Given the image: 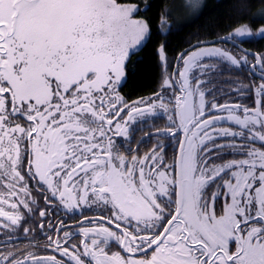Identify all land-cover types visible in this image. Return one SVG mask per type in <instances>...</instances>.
<instances>
[{"label": "snow or ice", "instance_id": "6c2138e0", "mask_svg": "<svg viewBox=\"0 0 264 264\" xmlns=\"http://www.w3.org/2000/svg\"><path fill=\"white\" fill-rule=\"evenodd\" d=\"M140 12L130 0H0V217L8 222L0 228L27 239L38 227L45 251L59 254L0 252V264H264V51L239 47L264 39V26L253 32L241 23L214 40L198 38L174 73L165 39L155 49L160 91L129 102L120 94L129 61L154 37L150 18H134ZM169 16L161 13L158 32ZM222 64L258 73L260 83L228 81L240 85V99L221 104L211 77ZM169 90L174 103L164 99ZM157 109L169 113L156 134L176 139L172 162L159 140L143 155L121 153L115 138L130 143L134 125ZM93 209L102 223L85 226ZM60 210L84 217L79 244L69 243L74 233L64 221L47 219ZM37 211L42 221L25 226Z\"/></svg>", "mask_w": 264, "mask_h": 264}, {"label": "trees", "instance_id": "16d2710c", "mask_svg": "<svg viewBox=\"0 0 264 264\" xmlns=\"http://www.w3.org/2000/svg\"><path fill=\"white\" fill-rule=\"evenodd\" d=\"M141 8L138 18H150L154 33L153 43L131 57V70L121 89L122 96L129 101L150 96L160 91L162 82L161 67L155 54L156 47L167 40V51L171 73L175 58L187 47L199 41L215 39L216 35H228L230 30L241 23L248 24L252 30L264 26V5L260 0H205L201 10L190 19H182L170 11L177 0H130ZM247 3V7H245ZM148 4L147 11L144 5ZM170 13L165 31L158 32L162 12ZM247 47L264 51V39L251 38Z\"/></svg>", "mask_w": 264, "mask_h": 264}, {"label": "flooded vegetation", "instance_id": "af4514ba", "mask_svg": "<svg viewBox=\"0 0 264 264\" xmlns=\"http://www.w3.org/2000/svg\"><path fill=\"white\" fill-rule=\"evenodd\" d=\"M253 31L255 32L256 30H253ZM253 38L257 39L259 37H253ZM248 40L249 39H246L244 43L239 45V47L246 49L253 53L261 52V51H257L254 48L252 49V48L247 47L246 45H247ZM220 45L224 46V48L232 47L231 43L220 44ZM177 57L175 58V62L173 64L171 73L175 72V63H176ZM248 59L251 63H254V61H252L251 56H249ZM212 62H214V58ZM181 65H182V62L179 61L177 68L181 67ZM220 67L222 69V73L214 74L211 78L215 82V89L217 90L215 94V99L221 104L225 103L226 101L237 102L240 99V97L237 96L234 92V88L239 87L240 85L239 84L234 85L231 83H227L228 81H242L244 85H247L250 82V80H255V83L257 84L260 83L258 79V73H257V77H252L250 76L249 72L244 69H241L240 71H236L232 69L231 65H225V64H222ZM194 74L196 73L194 72ZM178 88L179 86L177 85L175 95L181 94ZM120 94L122 95L121 92ZM161 94L164 95L163 93ZM151 96H153V94L150 96L143 97V98L147 99L148 97H151ZM245 97L247 98V103L249 104V106H251L252 102L256 99L255 88L253 87L250 92H246ZM164 99L166 102L168 100H172V102L174 103V97L172 95L171 90H169L167 95H164ZM206 99L208 101H211L213 100V96L207 95ZM167 117H168L167 113H159L156 111L155 117H149L147 120H145L144 118H140L137 124L134 125V127L137 128V131L135 132L134 136L131 138L130 143H125L122 140V138H119V137L115 138L118 144L120 145V148H119L120 152L127 154L125 151L126 147H131L133 149H138L139 154L143 155L145 152H148L152 147H154L155 144L157 143V140H159L160 143L167 146L165 149L166 160L170 164L172 162L173 156L178 153V145H177L176 139L172 137H166V136H157L156 134L157 129H164L168 125L169 121ZM146 133H149L150 135H146ZM179 136H180V139H183L182 134H179ZM141 140H143L144 143L138 144V142ZM5 182L6 181L4 180L3 176L0 175V191L4 190L3 184ZM29 187L33 189L34 194L36 191H38L37 187L35 186L34 181L29 184ZM215 190H216L215 188H211L210 192L215 191ZM45 204L46 202L42 197H37V205L39 208H44ZM48 207L54 208V206L52 205H49ZM222 207H223V201H218L216 204V209L218 213L220 212ZM3 208L5 211H12V209L7 204L3 205ZM21 211L26 212L27 210L21 208ZM70 216L71 214L66 215L64 211L60 210L58 215L55 214V211L50 212L47 219L50 220L51 223L56 226H59L60 222L64 221L65 224L67 225L66 230L70 229L74 233V236L69 241V243L79 244L80 240L83 239V237L79 234L78 230L80 227V220L84 219V217H81L79 213H76L74 218H70ZM85 216L87 217V219H91L94 221L93 224H88L87 219H84L85 226L96 227L102 223V221H100L99 219L100 213L95 209L91 211H86ZM41 221H42V218L39 216V213L37 211L35 215L29 219V223L25 226L35 227ZM0 223H8V222L5 220V218L0 217ZM6 233H8L7 229L0 228V252L7 253L9 251H13V252H17V255H19L18 250L33 251V252H37L39 255L55 254L59 258V254L53 253L51 250L45 251V249L43 248V245L47 243V240L45 238V234H42L41 230L38 227L36 228V231L30 234V236L27 239L25 238L22 231L11 233L10 234L11 239H9V235H7ZM46 234L53 235L51 231L47 230V225H46ZM53 238H55L54 235H53ZM37 245H39V247H37ZM113 250H117V249L113 247Z\"/></svg>", "mask_w": 264, "mask_h": 264}, {"label": "rangeland", "instance_id": "374dc122", "mask_svg": "<svg viewBox=\"0 0 264 264\" xmlns=\"http://www.w3.org/2000/svg\"><path fill=\"white\" fill-rule=\"evenodd\" d=\"M192 2H199L203 6L205 0H192ZM188 3H189V0H177L176 4L174 5V7L172 8V10L170 12L174 15L179 16L182 19L193 18L201 10L202 6L199 8L187 7ZM134 18L140 19L136 16ZM216 46L224 48V46H222L220 44H217ZM181 67H182V65H181ZM196 102L198 103V97L196 98ZM156 111L159 113H165L161 109H157ZM167 115H169V113H167Z\"/></svg>", "mask_w": 264, "mask_h": 264}, {"label": "water", "instance_id": "95a60500", "mask_svg": "<svg viewBox=\"0 0 264 264\" xmlns=\"http://www.w3.org/2000/svg\"><path fill=\"white\" fill-rule=\"evenodd\" d=\"M212 40H214V39H212ZM208 41H211V40H208ZM195 45H197V43H195V44H193V45L187 47L186 49H189L190 47L195 46ZM186 49H184L183 51H185ZM183 51H182V52H183ZM178 57H179V55H178ZM178 57H177V60H176V63H175V69L177 68V66H178V64H179V61H180V60L178 59Z\"/></svg>", "mask_w": 264, "mask_h": 264}]
</instances>
